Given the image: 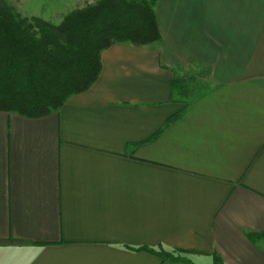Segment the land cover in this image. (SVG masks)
<instances>
[{
	"label": "crops",
	"instance_id": "1",
	"mask_svg": "<svg viewBox=\"0 0 264 264\" xmlns=\"http://www.w3.org/2000/svg\"><path fill=\"white\" fill-rule=\"evenodd\" d=\"M155 9L57 111H0V264H264V0Z\"/></svg>",
	"mask_w": 264,
	"mask_h": 264
},
{
	"label": "trees",
	"instance_id": "2",
	"mask_svg": "<svg viewBox=\"0 0 264 264\" xmlns=\"http://www.w3.org/2000/svg\"><path fill=\"white\" fill-rule=\"evenodd\" d=\"M157 2L99 0L53 24L23 17L0 0V111L49 115L97 81L104 50L118 43L147 46L159 41ZM214 260L222 264L219 256Z\"/></svg>",
	"mask_w": 264,
	"mask_h": 264
},
{
	"label": "rangeland",
	"instance_id": "3",
	"mask_svg": "<svg viewBox=\"0 0 264 264\" xmlns=\"http://www.w3.org/2000/svg\"><path fill=\"white\" fill-rule=\"evenodd\" d=\"M15 12L28 18H41L59 24L76 9L96 4L99 0H1Z\"/></svg>",
	"mask_w": 264,
	"mask_h": 264
}]
</instances>
